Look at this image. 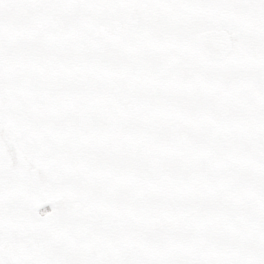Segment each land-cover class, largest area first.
I'll use <instances>...</instances> for the list:
<instances>
[{
    "label": "snow or ice",
    "instance_id": "obj_1",
    "mask_svg": "<svg viewBox=\"0 0 264 264\" xmlns=\"http://www.w3.org/2000/svg\"><path fill=\"white\" fill-rule=\"evenodd\" d=\"M0 264H264V0H0Z\"/></svg>",
    "mask_w": 264,
    "mask_h": 264
}]
</instances>
